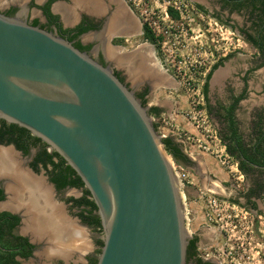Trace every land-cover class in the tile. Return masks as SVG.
Masks as SVG:
<instances>
[{"label":"flooded vegetation","instance_id":"obj_1","mask_svg":"<svg viewBox=\"0 0 264 264\" xmlns=\"http://www.w3.org/2000/svg\"><path fill=\"white\" fill-rule=\"evenodd\" d=\"M10 1L17 2V4L0 9L1 14L10 18H18L55 37L67 41L73 38L70 42L75 48H77L75 46L77 43L85 47L86 50L81 52L112 71L146 109L156 131L162 137V142L166 138H171L180 146L184 155L189 159V162L182 165L194 164L192 158L176 141V133L165 126L166 123H172L175 119L167 114L157 101L166 97L167 92H171L172 86L177 85H170L171 81L168 78L172 74L164 67L158 56V44L146 37L145 26L147 24L142 21L133 4L128 0ZM192 1L218 20L228 23L231 29L240 34L246 43L256 50L258 58L262 61L259 68H264V49H259L249 42L252 39H259L264 44V0ZM19 3L24 4L21 7ZM47 6L55 19L47 16ZM12 10L15 11L12 12ZM80 28L84 31L77 34ZM231 58L227 55L225 59L216 64V69L214 65L205 75L204 86L208 79L207 76L213 70L207 98L203 86L206 102L209 103V93L213 84L217 85L216 90L218 88L221 90L222 87L224 91L234 93L231 91L233 87L229 86L232 79L230 76L232 66L229 69L226 65V61ZM244 82L248 85V80ZM225 99L228 101L226 104H215L214 108L209 105V110L205 111L222 142L226 145L228 154L236 159L238 172L243 175V189L237 190L234 195L227 198L243 205L250 214H257L260 219H264V102L262 107L251 102L245 104L248 99L245 89L238 95L234 93ZM154 108L159 109V115L151 113ZM241 111L248 114V121L240 116ZM231 118L234 125H232ZM245 124L247 129L244 133L242 127ZM234 130L239 140L233 138ZM246 133L248 139L245 138ZM259 136L262 146L260 152L257 153L255 145ZM228 149L232 151L233 156ZM3 151L12 155L13 161L9 159L11 156L5 155ZM55 153L58 154L48 143L28 129L0 117V154L4 155V158L0 157V264H91L92 260L98 261L103 248L99 246V241L104 243L105 235L102 222L101 230H98L86 223L79 214L88 216L91 213L92 216L100 218L99 210L90 211L88 206L76 204V201L83 199L93 200L91 194H86L88 189L85 184L81 188L70 184L58 187V184L53 182V178H57L61 171L68 181L76 178L66 170L70 165L61 155L66 164L60 168V160ZM49 155L52 156L51 159L48 158ZM256 159L258 162H255ZM243 162L244 171L240 170V163ZM28 178L30 181L27 182ZM43 187L47 191H43ZM188 188L182 187V193L186 199L190 197ZM208 194L214 193L208 192ZM12 200H15V203ZM51 204L55 207L54 209H59L63 213L65 219L85 229L84 234L87 240L84 243L86 246L81 249L77 247L80 251H75L77 249L74 237L71 236L64 244L61 243L62 240L60 243L55 242L61 244L59 248H67L68 252L63 254L55 252L56 256H41L45 245L50 243L41 240L43 237L36 240L33 236L34 231L30 229V221L37 211H42L45 205L49 207L52 206ZM191 210L193 211V207L190 202L186 214V221L190 226L186 245V264H223L213 251L216 250L215 247L221 239L220 231H217L213 223L207 222V215L205 216L206 226L203 227L205 224L202 226V223L198 224L197 212H191ZM15 218L18 222L14 224ZM259 223L264 228V222ZM90 230L96 232L97 236L90 238L88 233ZM22 239L27 240L33 246L29 257L22 256L20 245L25 243ZM79 243L82 244L78 241L77 246ZM210 249L211 252H208ZM72 251H75L76 256L72 254Z\"/></svg>","mask_w":264,"mask_h":264},{"label":"water","instance_id":"obj_2","mask_svg":"<svg viewBox=\"0 0 264 264\" xmlns=\"http://www.w3.org/2000/svg\"><path fill=\"white\" fill-rule=\"evenodd\" d=\"M0 117L48 143L89 190L105 234L97 264H186L181 182L152 118L112 71L0 13Z\"/></svg>","mask_w":264,"mask_h":264},{"label":"rangeland","instance_id":"obj_3","mask_svg":"<svg viewBox=\"0 0 264 264\" xmlns=\"http://www.w3.org/2000/svg\"><path fill=\"white\" fill-rule=\"evenodd\" d=\"M131 1L142 21L152 28L156 37L163 39L159 42L158 56L178 83L172 88V95L178 101L184 102V107H181L176 115L179 119H184L186 125L180 124L176 119L167 127L176 133V141L189 157L194 159L198 155H203L209 158L214 173L216 172L220 177L214 178L216 173L213 175L207 171L203 172L195 164L187 166L177 164L168 154L176 174L182 171L189 174L193 186L188 187L194 188L197 193L193 200H190V197L184 198L185 215L189 203L194 202L197 210L193 211L201 214L197 223H202V226L205 224L203 226L205 227L207 198H204L202 193L208 196V192H212L223 198L226 204L213 215L206 216L207 222L213 223L221 233L219 244H215L216 250H212L223 264H264V228L259 223L264 222V219H260L257 214H250L243 205L227 198L234 195L237 190L243 189V175L237 171L238 163L228 154L226 145L222 142L215 126L210 120L205 122L207 116L205 110H209V105L214 108L215 104H226L228 101L225 97L234 93L238 95L244 89L247 90L248 95L245 104L251 102L262 107L264 68H259L262 61L258 58L256 50L246 43L240 34L231 29L228 23L218 20L210 12H203L192 0H185L187 8L180 15L179 20L167 16L166 7L169 0ZM227 55L232 57L226 61V65L229 69L232 66L229 86L233 87L231 91L234 93L230 94L222 87L221 90L219 88L216 90L217 85L213 84L208 103L203 94L205 75ZM246 80L248 85L244 82ZM240 116L248 119V114L242 111ZM246 124L242 127L244 133L247 129ZM245 136L248 139L247 133ZM216 184L220 191L214 188ZM209 218H213L216 223L211 222ZM186 222L189 231L190 226L188 221ZM88 233L90 238L96 235V232L91 230ZM48 246L41 252V256H49ZM208 252H211V249Z\"/></svg>","mask_w":264,"mask_h":264},{"label":"trees","instance_id":"obj_4","mask_svg":"<svg viewBox=\"0 0 264 264\" xmlns=\"http://www.w3.org/2000/svg\"><path fill=\"white\" fill-rule=\"evenodd\" d=\"M197 7L199 9H201L203 12H206L201 6H198L197 5ZM14 11L15 10H12V12H14ZM167 12H168V15L170 16L171 19H173V20H179L180 19L179 12L177 10H175L174 8L169 7L168 10H167ZM46 14H47V16L55 19V17H53L51 15L48 6L46 8ZM83 31L84 30L80 28V30L78 31L77 34H80ZM145 32H146V37L149 40L151 39L155 44H158V47L160 48V43L159 42L160 41H163V39H161L160 37H156L155 33L153 32V30L148 25L145 26ZM72 39L73 38H70L69 40L72 41ZM249 42H251L252 44H254L259 49H264V47H263L264 44L259 39H252V40H249ZM75 46L80 51H85L86 50V48L85 47H82L79 43H77ZM216 68H217V65L214 67V69H216ZM212 72H213V70L207 76L208 79H207V82L205 83V86H204V94H205L206 98H207V92H208V88H209V81H210V79L212 77ZM151 113H154L155 115H159L160 111H159V109L154 108ZM231 121H232V125H234V122H233V119L232 118H231ZM236 135H237L236 134V131L234 130V136H233V138L239 140V138ZM163 144L165 146V149H166L167 153L174 159V161L177 164H183V163L189 162V159L184 155V153L182 152V149L180 148V146L178 144H176L171 138L164 139L163 140ZM255 146H256L257 153L260 152L261 146H262L260 136L258 137V140H257ZM228 150H229V153L232 155V151L230 149H228ZM55 155L60 160V168H61L64 164H66V162L57 153H55ZM48 158L51 159L52 156L49 155ZM255 162H258L257 159H256ZM66 170L67 171H70L73 175H75L76 178L74 180H72V181H68L66 179V177L63 175L62 171H61L58 174V177L57 178L56 177L53 178V182L57 183L58 184V187H63V186H66L68 184H70L72 186H75L77 188H81V187L84 186V183L81 180V178L79 177V175L70 166H67V169ZM240 170H242V171L245 170V168H244V162L243 163H240ZM86 194L90 195V192L87 190L86 191ZM76 204L88 206L90 208V211L98 210L97 205L95 204L94 200H92V199H83V200H80V201H76ZM79 216H81V218L86 223H88L90 226H94V227H96V229L98 228V230H101V221H100V218L99 217L92 216L91 213L88 216H84L81 213V214H79ZM17 222H18V219L15 218L14 224L17 223ZM22 240H23V242H25L24 244H21L20 245L21 248H22V252H23L22 253V256L23 257H29L31 255V251L33 249V246H31L27 242V240H25V239H22ZM103 245H104V243L102 241H99V246L100 247H103ZM97 263H98L97 260H92V263L91 264H97Z\"/></svg>","mask_w":264,"mask_h":264},{"label":"bare ground","instance_id":"obj_5","mask_svg":"<svg viewBox=\"0 0 264 264\" xmlns=\"http://www.w3.org/2000/svg\"><path fill=\"white\" fill-rule=\"evenodd\" d=\"M6 1H9V0H6ZM69 16V15H68ZM70 18V17H69ZM159 76V75H158ZM4 152V151H3ZM2 152V153H3ZM5 153V152H4ZM3 153V154H4ZM3 154H0V157H3L4 155ZM5 155H9L11 156V158L9 157V159H11L13 161V157L12 155L8 154V152L5 153ZM15 156V155H14ZM4 158V157H3ZM17 158V157H16ZM3 161V160H2ZM20 166V165H19ZM22 172V171H21ZM19 174V172H18ZM22 176V175H21ZM19 177V176H18ZM24 177V176H23ZM25 179V178H24ZM30 181V178H28ZM21 181V179H20ZM26 182V181H25ZM13 183V182H12ZM21 183V182H20ZM35 183V182H34ZM30 184V183H29ZM32 184V183H31ZM27 186V185H26ZM215 187V186H214ZM13 188H16V187H13ZM12 189V188H11ZM45 189V190H44ZM13 191L15 189H12ZM43 191H47V189L45 187L42 188ZM39 191V190H38ZM41 191V190H40ZM26 192V191H25ZM34 192V191H33ZM11 193V191H10ZM19 195V194H18ZM49 195V194H48ZM36 197V196H35ZM10 199H14V198H10ZM43 199V198H42ZM14 201L15 203V200H12ZM44 201V200H42ZM10 202V201H9ZM12 204V203H11ZM36 204V203H35ZM38 204V203H37ZM26 205V204H25ZM52 205V204H51ZM17 206V204H16ZM29 207V206H28ZM45 209L47 212H45V214L43 213H40L38 214L37 216H32V220L33 218L35 219V221L33 222L32 220L30 221V229H32L34 231V235L36 237V240L37 238L40 239L43 237V239L41 240H44V241H47L49 242L53 248H51L52 250H54V253L58 252L59 254H63L64 252H68L67 251V248H59V244H56L55 242H61L60 240H62L61 243L64 244V242L66 241H69V239L71 238V236L74 237V242H75V245H76V249L77 247H80L79 249L81 248H84L86 245V243H84V241L86 242V239H85V234H84V230L80 227H78L74 222L71 223L70 220L68 221L67 219H65V217L62 215L63 213H61V211L59 209H54L55 207L52 205V206H49L47 207V205L44 206ZM47 207V208H46ZM29 209V208H28ZM28 212V211H27ZM63 212V211H62ZM27 215V213H26ZM29 215V213H28ZM28 220V219H27ZM29 221V220H28ZM27 221V224H29V222ZM41 223V224H40ZM28 227V226H27ZM29 229V230H30ZM28 230V228H27ZM32 232V231H31ZM81 242L82 244H78L77 246V243ZM89 242V241H88ZM46 243V242H45ZM44 244V243H43ZM49 244V245H50ZM68 245V243H66ZM48 245V244H47ZM46 245V246H47ZM74 245V244H73ZM72 245V246H73ZM50 247V246H48ZM88 247V246H87ZM47 248V247H46ZM74 249V248H73ZM71 250V249H70ZM86 250V249H85ZM75 251H80V250H75ZM74 251V252H75ZM70 252V251H69ZM74 252L72 251V254H74ZM82 252V251H81ZM53 252L50 251L49 249H47V254H52ZM53 253V254H54ZM71 254V255H72ZM56 255V254H54ZM69 255V258H71ZM75 255V254H74ZM50 256V255H49ZM76 256V255H75Z\"/></svg>","mask_w":264,"mask_h":264},{"label":"crops","instance_id":"obj_6","mask_svg":"<svg viewBox=\"0 0 264 264\" xmlns=\"http://www.w3.org/2000/svg\"><path fill=\"white\" fill-rule=\"evenodd\" d=\"M1 4H5V3H8V2H12V1H6V0H0ZM12 3H17V2H12ZM168 80L171 81L170 85H177V81L175 79H173L172 76H170L168 78ZM177 83V84H176ZM174 86H172L173 88ZM175 90V89H174ZM173 93L170 92L166 97L160 99L157 101V103L160 104V106H162V108L164 109V111L171 115L175 120L177 119L178 122H180V124L182 125H186V122L184 121V119H179L176 115V113L178 112V110H180L181 107H184V102H180L176 99V97H174V95H172ZM183 104V105H182ZM193 160V163L195 165H197L203 172L204 171H207V172H210V174H215L214 173V170L212 169L211 166H213V164L211 163V160L209 158H206L205 156L203 155H198L196 158L192 159ZM207 175V173H206ZM214 178H220L217 176V173L213 176ZM218 185L216 184L215 185V189L220 191L219 189V186L217 187ZM188 191H189V195H190V200H193L194 198H196V195L197 193L194 191V188H191L189 187L188 188ZM194 196V197H193ZM191 206L193 207V210H197V205L194 203V202H191ZM196 216L197 218H200L201 217V214L198 213V211H196ZM47 242V241H46ZM50 247L48 248L50 251H52L54 253V250H52V245L50 244L49 245ZM49 254L51 256H56L54 254Z\"/></svg>","mask_w":264,"mask_h":264},{"label":"built area","instance_id":"obj_7","mask_svg":"<svg viewBox=\"0 0 264 264\" xmlns=\"http://www.w3.org/2000/svg\"><path fill=\"white\" fill-rule=\"evenodd\" d=\"M131 4H132V1L131 0H128ZM134 6V4H133ZM168 8L169 7H172L174 8L175 10H177L179 12L180 15L183 14L184 11H186V8H187V4H185V0L184 1H181V0H169L168 1V5H167ZM166 14L168 16V12L166 11ZM142 19V18H141ZM199 106V104L197 105ZM204 112V111H203ZM206 113V112H205ZM208 117L206 116V121L205 122H209L208 121ZM170 124L169 123H166L165 126L167 127L168 125ZM209 132V131H207ZM178 134V133H177ZM184 135H186V133H184ZM180 136V135H179ZM182 137V136H181ZM189 139V138H188ZM236 167H238V165H236ZM238 171V169H237ZM178 174V177H179V180L181 182V186L182 187H188V186H193V181H191L190 179V176L189 174L185 173V172H179L177 173ZM206 193H202L203 197L207 198V205H206V212H207V215H213V213L217 210L219 211L221 207H223V205L226 204V200L224 199H221L220 197H217L216 195L214 194H208V196H205ZM232 210H233V207H232ZM209 220L211 222H214V219L213 218H209ZM216 221V220H215ZM216 223V222H214Z\"/></svg>","mask_w":264,"mask_h":264}]
</instances>
